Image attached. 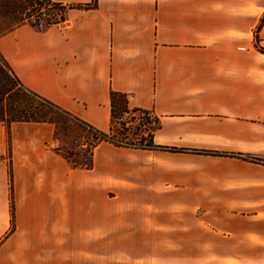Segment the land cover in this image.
Wrapping results in <instances>:
<instances>
[{"label": "crops", "instance_id": "0c3cea01", "mask_svg": "<svg viewBox=\"0 0 264 264\" xmlns=\"http://www.w3.org/2000/svg\"><path fill=\"white\" fill-rule=\"evenodd\" d=\"M52 1L90 6L0 36L22 86L105 133L123 94L184 151L74 168L53 124L0 122V264H264V165L190 152L264 160V0Z\"/></svg>", "mask_w": 264, "mask_h": 264}, {"label": "trees", "instance_id": "16d2710c", "mask_svg": "<svg viewBox=\"0 0 264 264\" xmlns=\"http://www.w3.org/2000/svg\"><path fill=\"white\" fill-rule=\"evenodd\" d=\"M46 4L48 6L59 10L63 11V14L60 16L59 22H48L45 20V28L51 26V25H56L59 23H62L65 21V12L68 9L72 8H84L87 9L89 8V5H75V6H64L59 3H54L52 0H45ZM9 2H11V6L14 9L19 8L21 5H23V1L19 2L18 0H0V14L4 15L7 12V8L9 6ZM96 0H91V4L95 6ZM43 11L40 10L34 18H37L40 14H42ZM38 22V20L36 21ZM23 23H20L22 25ZM30 24V23H29ZM31 26H35L36 28L38 27V23L36 24H30ZM18 26V25H16ZM12 28L7 29L6 31H3L1 34L10 31ZM0 63L1 67L0 70H7L13 78V81L15 82L14 86H17V89H20L18 92L14 93L17 96V93L19 94L17 96L18 102L16 104H8V105H3L0 104V122L4 123L6 126H8L12 122H36V123H44L47 122L45 119H40L36 117V112L38 109V105L45 104L49 107H52L55 110L60 111L64 115H67L70 119L75 121L77 123V127L79 129L78 135L81 137L80 143L76 141V145L74 147L65 149L61 145H58L55 148V151L58 152L65 160L74 168H84V169H91L93 165V149L101 142H110L114 146H125L126 144L120 143V142H113L112 138V127H113V121L120 119V116L127 114L133 118V113H142L144 116L148 114L147 111L140 110V109H129L128 108V103H127V98L125 95L116 93V92H110V113H111V119H110V127L109 131L107 133L99 131L92 126L82 122L81 120L72 117L71 115L63 112L60 110L58 107H56L54 104L50 103L49 101L43 99L42 97L36 95L35 93L27 90L22 86V84L19 82V80L13 75L11 69L9 68L8 64L5 62L3 57L0 54ZM3 75L6 76L7 74L3 73ZM10 86V94L14 92L15 87L12 85V83L9 82ZM28 97V99L26 98ZM35 102V104H34ZM157 122V127L159 126V120L155 118ZM49 122V121H48ZM49 123H54L55 122H49ZM59 123V122H57ZM151 133L150 132V139H151ZM55 140L59 141L58 136L55 134ZM143 149H162V150H167V151H184L181 149H175V148H169V147H163V146H156L153 144L152 139L150 140V143L143 147ZM190 152H196V153H203V154H209V155H218V156H226V157H238L241 158L245 161L253 162V163H259L264 165V160H261L256 157H251L247 155H242V154H228V153H219V152H207V151H194L190 150ZM9 184H10V215H11V221L13 218V199H12V186H11V170L9 167Z\"/></svg>", "mask_w": 264, "mask_h": 264}, {"label": "rangeland", "instance_id": "374dc122", "mask_svg": "<svg viewBox=\"0 0 264 264\" xmlns=\"http://www.w3.org/2000/svg\"><path fill=\"white\" fill-rule=\"evenodd\" d=\"M23 1V5L14 9L9 2L7 12L4 15L0 14V33L6 31L9 28L17 27L16 25H30L38 23V27L31 26L38 31H43L45 28V20L48 22H59L60 16L63 11H59L53 7L48 6L45 0H18ZM53 2V1H52ZM55 3V2H54ZM60 4V3H59ZM71 6V5H64ZM43 11L37 18H34L36 14ZM264 17L261 19L263 21ZM38 20V22H36ZM30 23V24H29ZM2 35V34H1ZM257 50L264 52L262 48L257 47ZM1 67V63H0ZM3 73L7 74V78ZM9 82L15 85L13 78L7 70H0V104H16L18 102L17 96L20 89L14 86V92H9ZM28 99V97H26ZM16 102V103H15ZM35 104V102H34ZM36 117L45 119L47 122L53 123L55 127V134L58 136L59 144L65 148H71L76 145V141L80 143L81 137L78 135L79 129L77 123L70 119L67 115H64L58 110L53 109L45 104L38 105L37 111H35ZM48 122V123H49ZM59 122V123H57ZM52 124V123H51ZM157 122L155 117L148 112L146 116L142 113H133V118L127 114L120 116V119L113 121L112 138L113 142H120L126 144L121 147L129 148H142L150 143V132L157 128ZM159 127V126H158ZM152 135V133H151ZM110 143V142H107ZM112 144V143H111ZM108 255V252H107ZM109 262V261H107ZM111 262V261H110ZM112 264V263H111Z\"/></svg>", "mask_w": 264, "mask_h": 264}]
</instances>
